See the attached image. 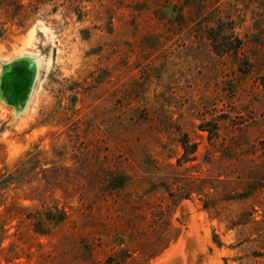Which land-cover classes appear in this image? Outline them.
<instances>
[{
	"label": "rangeland",
	"instance_id": "374dc122",
	"mask_svg": "<svg viewBox=\"0 0 264 264\" xmlns=\"http://www.w3.org/2000/svg\"><path fill=\"white\" fill-rule=\"evenodd\" d=\"M16 61L0 264H264V0H0Z\"/></svg>",
	"mask_w": 264,
	"mask_h": 264
},
{
	"label": "water",
	"instance_id": "95a60500",
	"mask_svg": "<svg viewBox=\"0 0 264 264\" xmlns=\"http://www.w3.org/2000/svg\"><path fill=\"white\" fill-rule=\"evenodd\" d=\"M31 79V70L24 63L19 61L12 63L10 69L0 75V91L2 97L7 101L4 102L10 104L14 99H22L28 92ZM174 257L166 259L161 264L172 262L175 258L179 259L177 256Z\"/></svg>",
	"mask_w": 264,
	"mask_h": 264
},
{
	"label": "trees",
	"instance_id": "16d2710c",
	"mask_svg": "<svg viewBox=\"0 0 264 264\" xmlns=\"http://www.w3.org/2000/svg\"><path fill=\"white\" fill-rule=\"evenodd\" d=\"M231 24V23H229ZM225 28H229L232 29L233 26L231 25H226V23L224 21H221L220 19H217L216 21V26L215 27H210L209 28V34L207 36V38L210 41L211 47L212 49L217 53V54H234L237 55L239 50L242 48L243 46V42L242 40L236 35L234 34V32L231 30L229 32V35H227L226 37L228 38V36L232 37L233 36V40L230 41H226L224 38L225 35H223V31ZM246 65L250 66L249 61H245ZM262 85H264V81H262L261 83ZM181 147L183 149V154L184 156H186L187 154H192L195 151V143H187L186 140H183L181 143ZM51 216V213H48L47 219L48 220H54V217H49ZM63 219V215H60L57 219L56 222H60Z\"/></svg>",
	"mask_w": 264,
	"mask_h": 264
},
{
	"label": "bare ground",
	"instance_id": "6f19581e",
	"mask_svg": "<svg viewBox=\"0 0 264 264\" xmlns=\"http://www.w3.org/2000/svg\"><path fill=\"white\" fill-rule=\"evenodd\" d=\"M180 240V239H179ZM184 258V257H183Z\"/></svg>",
	"mask_w": 264,
	"mask_h": 264
}]
</instances>
